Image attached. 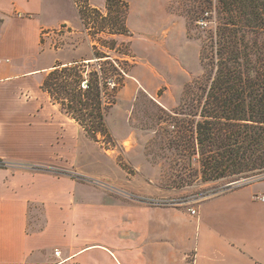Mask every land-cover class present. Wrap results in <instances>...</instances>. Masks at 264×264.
I'll return each mask as SVG.
<instances>
[{
    "label": "crops",
    "instance_id": "crops-1",
    "mask_svg": "<svg viewBox=\"0 0 264 264\" xmlns=\"http://www.w3.org/2000/svg\"><path fill=\"white\" fill-rule=\"evenodd\" d=\"M70 2L0 0V159L58 170L0 167V264H264V202L255 199L264 179L152 206L59 173L86 158L85 131L41 88L57 64L73 62L42 42L70 23ZM142 180L124 185L151 197Z\"/></svg>",
    "mask_w": 264,
    "mask_h": 264
},
{
    "label": "rangeland",
    "instance_id": "rangeland-1",
    "mask_svg": "<svg viewBox=\"0 0 264 264\" xmlns=\"http://www.w3.org/2000/svg\"><path fill=\"white\" fill-rule=\"evenodd\" d=\"M70 1V23L44 31L49 34L43 38V50L51 51L63 62L85 59L93 65V47L97 45L113 59L125 58L129 64L123 65L128 76L106 118L111 142L107 138L96 143L84 134L80 138L86 157L84 168L63 169V173L96 191L102 189L97 183L101 181L136 193L124 183L143 179L147 195L153 198L192 203L199 197L226 190L229 183L264 179V172L236 181L232 180L237 176L215 181L202 178L199 156L194 154L193 114L204 101L203 88L210 83V70L200 60L201 46L208 34L194 22L192 0H125L129 4V33L117 35L98 32L102 19L96 13L85 20L81 18L85 7L105 14L106 0ZM105 39H114L116 49L102 48L98 41ZM126 50L128 55H123ZM164 100L168 105L163 106ZM183 122L190 131L180 142L178 129ZM97 196L100 194L84 197L91 201ZM32 212L31 228H41L42 207L34 205Z\"/></svg>",
    "mask_w": 264,
    "mask_h": 264
},
{
    "label": "trees",
    "instance_id": "trees-1",
    "mask_svg": "<svg viewBox=\"0 0 264 264\" xmlns=\"http://www.w3.org/2000/svg\"><path fill=\"white\" fill-rule=\"evenodd\" d=\"M192 1L194 22L208 34L200 60L210 70V83L203 88L204 101L193 114L194 154L199 156L205 181L248 178L264 172V0ZM105 10L104 14L85 7L81 18L96 13L102 19L99 33L128 34L129 4L106 0ZM98 43L108 50L118 46L114 39ZM94 46L95 66L85 59L59 63L47 74L41 88L76 120L87 137L96 142L108 138L111 142L106 118L128 76L123 65L129 63L125 58L113 59ZM123 55H128L127 50ZM188 131L183 122L178 129L180 142ZM33 166L38 171H58Z\"/></svg>",
    "mask_w": 264,
    "mask_h": 264
},
{
    "label": "built area",
    "instance_id": "built-area-1",
    "mask_svg": "<svg viewBox=\"0 0 264 264\" xmlns=\"http://www.w3.org/2000/svg\"><path fill=\"white\" fill-rule=\"evenodd\" d=\"M0 62H1V60H0ZM0 167H22V168H27V169H34L33 165L8 162V161H5L3 159H0ZM43 168L46 169L47 167L43 166ZM97 183L100 184L103 187H106V188H109V189L113 190L118 195L123 196L126 199L142 201V202L148 203V204H150L152 206H170V205H177L179 203H188V201H186V200L178 201V199L177 200H170V199H165V198L143 197L141 195L129 192L127 190L114 188L108 183H104V182H101V181H98ZM239 185H242V184L237 181V182L229 183L226 186L229 188V187H237ZM255 199L264 202V193L256 195ZM189 211L192 214L196 213V210L194 208H190ZM60 253L61 252L59 250L55 251V254L57 256L60 255Z\"/></svg>",
    "mask_w": 264,
    "mask_h": 264
}]
</instances>
